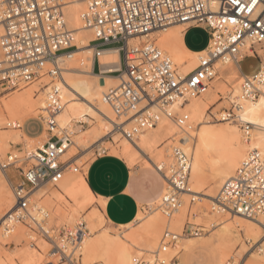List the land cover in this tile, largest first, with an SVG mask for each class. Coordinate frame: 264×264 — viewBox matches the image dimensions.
<instances>
[{
    "label": "built area",
    "instance_id": "1",
    "mask_svg": "<svg viewBox=\"0 0 264 264\" xmlns=\"http://www.w3.org/2000/svg\"><path fill=\"white\" fill-rule=\"evenodd\" d=\"M73 2L0 0V25L3 27L0 86L3 91L13 92L44 78L50 79L51 90L41 115L50 134L47 142L36 151L23 149L17 154L9 153L4 159L0 157L1 168L8 171L15 167L20 177L14 186L17 208L8 214L9 218L31 226L34 224L36 230L45 236L49 235L43 226L48 213L41 212V220L29 213L34 191L43 184L56 185L67 171H79L72 162L61 160L73 143L71 134L55 131L57 116L64 108L60 84L65 79L60 56H70L78 49L76 30L69 26L66 16V10ZM83 3L81 24L83 29L92 30L95 35L89 42L94 49V59L100 60L106 46H115L122 54L121 68L103 69L100 76L111 73L120 76V83L110 87L103 99L116 116L123 119L120 123L115 122L114 129L122 132L125 138L134 141L166 116L174 119L180 127L189 129L185 134L193 139L195 128L189 123L188 113H172L169 106L179 97L205 93L216 76L219 60L239 64L250 50L261 64L256 74L243 77L242 93L251 100L260 95L259 86L264 84V57L257 48L264 49V0H83ZM177 24L202 26L210 33L199 64L186 74L179 70L156 40L131 43L135 38ZM48 64L50 68L46 67ZM153 107L157 109L153 110ZM218 115H214V119L236 120L235 104ZM19 127L17 121H8L0 127V137L2 129ZM244 128L249 132L252 126L246 124ZM182 141L184 138L170 147L174 162L170 173L165 176L168 189L162 204L168 215L179 208L181 194L189 185L191 158L182 148ZM217 199L241 216L264 219V156L258 149L251 150L234 175L223 182ZM2 222L0 216V224ZM262 227L264 230V221ZM79 234H73L76 242ZM175 240L174 234L165 233L166 245ZM137 264L146 262L140 260Z\"/></svg>",
    "mask_w": 264,
    "mask_h": 264
},
{
    "label": "bare ground",
    "instance_id": "2",
    "mask_svg": "<svg viewBox=\"0 0 264 264\" xmlns=\"http://www.w3.org/2000/svg\"><path fill=\"white\" fill-rule=\"evenodd\" d=\"M83 9V0H74L66 10L69 26L76 30L75 44L78 49L71 52L70 56L68 54L61 55L59 60L67 76H64L65 82L60 84V96L64 108L57 116L58 128L55 131L59 133L68 132L73 140L61 158L64 157L70 147L85 151L91 148L100 142L104 136L113 130L116 131L114 129L115 122L120 123L123 120L116 116L103 99L110 87H115L120 83V76H100L92 72L94 49L89 45V42L95 35L92 30L82 28L80 14ZM187 26L188 24L173 25L149 36L135 38L131 40V43L139 44L148 39H154L157 43L160 42L161 45L159 46L173 59L179 70L186 74L196 68L204 54L203 52H192L185 46L183 35ZM2 33L3 27L0 25V36ZM77 37H79L78 44ZM257 49L260 54H264V49ZM249 54L254 55L251 50ZM100 61L104 70L121 68L117 48L103 50L100 54ZM221 69H223L222 72H220ZM216 70L215 78L207 91L200 95V100L194 101L193 96L187 95L179 97L169 106L172 113L187 112L189 123L194 126L196 132L195 134L192 133L193 139H190L186 134L178 138V142L184 138L181 146L191 158L189 185L185 194L192 196L193 199H205L211 202L202 206L203 212L211 215L210 224H216L222 217L231 216L232 221L229 224L221 225L222 234L217 237L220 248L224 252L223 259L228 258L227 256L230 255L229 252L233 246L241 241V236L245 235L246 239L253 240L254 245L260 244L261 249L258 255L252 257L253 261L250 263L264 264V230L262 227L264 219L262 217L252 219L241 216L232 212L217 199L223 182L234 175L236 169L251 150L258 149L264 156V84L259 86L261 92L255 100L247 99L243 96L241 87L243 77L246 75L240 72V67L236 62L219 60L216 63ZM89 75L96 79H90ZM49 83L46 92L41 94H37V91L29 85L30 87L26 86L22 90L13 91L8 98L0 99V127H4L2 119L7 118V116L16 119L20 126L15 129L1 130L0 152H5L7 147L19 139L23 138L27 143L29 141L35 143L47 136L46 129L37 137L30 136L25 130V124L32 118L42 121L43 108L46 106L48 93L51 90ZM221 99H224L225 105L235 104L236 120L222 121L220 119L216 122L207 119V107L214 106ZM185 100L187 101L185 102ZM156 109L153 107V110ZM91 119H95L98 124L80 132H74L75 125L89 123ZM246 124L252 126L249 132L243 129ZM157 127L159 138L162 140L171 139L181 130L184 133L190 131L180 127L174 119L166 116L161 118ZM147 130L139 136L146 133ZM120 134L123 138L121 142L117 145L114 142L111 143V149L116 154L126 157L131 163L137 162L141 158L140 156H145L148 162L163 167L167 175L170 173L173 164H170V159L164 154L165 149L146 151L143 144L137 141L138 138L132 141L125 138L122 132ZM43 146L44 143L38 147L33 146L34 148L31 150L36 151ZM68 172L71 171L66 173ZM58 184V192L61 198L79 204L78 207L74 206L70 214L71 219H75L80 208L88 207L97 200L90 191L83 173L69 175L63 180L61 179ZM11 185L12 181L8 171L0 166V208L8 211L4 214L0 213V216L3 217V222L0 224L2 230V232L0 231V264H19L14 255L4 252L1 247L9 242L6 237L12 230L21 231L17 223L22 221L12 220L8 216L12 210L17 208L15 194L10 191ZM40 190L41 187H38L34 191L33 203L29 208L30 215L38 220L42 219L41 212H47L46 207L34 199V195ZM13 195L14 206L11 205ZM164 195L157 203L163 201ZM104 203L105 201L100 200L102 206ZM183 203L186 205V200ZM134 210L135 208H133ZM164 212L155 210L146 215L145 211L140 210L134 221L135 223L139 221L138 228L134 230L131 228L132 230L128 233L120 235L124 240L122 242L112 234L111 227L103 224L105 222L103 212L100 213L93 208L85 217L87 226H75V230L71 231L75 234L83 231L82 234L80 233L81 235L79 234V240L76 242L74 238L59 244L60 251H54L52 259L48 262L57 264L63 258H67L69 264H77L74 256L83 255L81 264H137L140 260L145 261L146 264H173V258L186 247L187 244L182 241L186 238L181 237V243L175 240L166 245L167 240L164 241V235L169 232L177 238L182 234L186 211L181 209L176 216L169 218L166 216L165 210ZM56 213H60V210ZM127 214L129 213L127 212ZM133 223H127L128 225L125 226L130 227ZM43 226L48 231V237L53 239L50 228ZM98 231L99 235L95 237L94 235ZM33 245L38 251L30 247L32 245L23 250V264H37L38 253L43 248V243L39 242ZM229 264L231 263L229 262Z\"/></svg>",
    "mask_w": 264,
    "mask_h": 264
},
{
    "label": "rangeland",
    "instance_id": "3",
    "mask_svg": "<svg viewBox=\"0 0 264 264\" xmlns=\"http://www.w3.org/2000/svg\"><path fill=\"white\" fill-rule=\"evenodd\" d=\"M189 41L191 43H194L192 34L189 36ZM78 43H79V37H77V44ZM157 44L161 45L160 42H158ZM260 55L264 57V54H260ZM259 64H260V60L249 57L242 64V71L244 73H248V72H251L252 70H256L259 67ZM46 67L50 68L51 66L48 64ZM222 71L223 69L220 70V72ZM64 76H67L66 72H64ZM88 77L92 80L96 79L94 76H91V75H89ZM49 82H50L49 78H44L42 79V81H39L31 85V87L35 91H37L36 92L37 94H41L43 92H46V88L49 87V86L45 87L43 85ZM11 93L12 92L3 91V87L0 86V99L8 98V96H10ZM192 98L194 101H198L201 99V96H195ZM229 107H230V104L225 105L224 99H221L214 106L207 107L206 109L207 119L210 121L217 122L218 120L214 119V115L219 117L218 114L224 111L226 108L228 109ZM211 114H214V115H211ZM8 121H16V119H14L11 116H7V118L2 119V125L5 126ZM97 124L98 122L95 119H91L89 123L75 125L74 132L77 133L82 130L92 128ZM157 128L158 127L155 126L147 130L146 133L138 137L137 141L143 144L146 151H158V150L165 149L164 154L166 155V157L170 159V164L172 165L174 162V159L172 157L170 147L175 142L178 143V138H180L185 133L183 132V130L178 131L179 133H177L171 139H167L164 142V140L159 138ZM44 129H46V126L44 125V123H42L41 120L37 118L29 119L25 124V130L32 137L39 136ZM243 129L245 128L243 127ZM195 133L196 132H194V134ZM49 137H50V134L47 133V136L43 137L40 142H35V143H32L30 141L29 143H27L26 141L23 140V138L19 139L17 142L12 143L9 147H7L5 152H0V157L4 159L7 157L9 153L17 154L23 149L31 150V148H34L35 146L37 147L38 145L41 146L43 143L47 142ZM122 139L123 138H122V135L120 134V131L113 130L110 134H107V136H104V138H102L100 142H97L95 145L91 146V148L86 149V151L84 149L76 150L70 147L67 153L64 155V157L61 158V160L67 161V162L72 161L73 166H77L79 168V171L68 172L66 173L64 178H66L69 175L84 173L86 170V166L98 154H102L103 150H105V152L107 153L116 154L114 150L111 149V143L114 142V144L117 145L118 143L121 142ZM162 142L164 143L162 144V146L159 147V145ZM140 157L141 158L137 160V164L134 168L136 167L141 168V169L145 168V169H149V170L156 172L155 168L147 164L150 162L146 160L145 156H140ZM156 166L164 170L163 167L158 166V165ZM8 173L12 181L10 191L11 193H14V186L17 184L18 179L20 178L18 169H16L15 167H11L9 168ZM58 183L56 185L52 183L41 185L39 186L41 187V190L34 195V199L40 201L46 207L48 217L46 218L44 225L50 228L51 230L50 234L53 235V239L38 232L34 224H32L31 226V225L26 224L25 222H21V223H17L18 227L21 228V231H18L17 229L12 230V232L9 233V236L6 237V240H8L9 242L1 246L4 252L14 255V257L16 258V261L19 264H23L22 263L23 262V250H25L30 245H32L30 247L35 249V251H38L34 247L33 244H38L39 242L43 243V248H41L40 252L38 253L37 264H47V262L52 259V254L54 253V251L56 250L60 251V248L58 247L59 244H61L64 241H71L74 238V235H73L74 233H72L71 231L75 230V226L77 227L87 226V221L85 217L91 211V209L95 208L100 213L102 212L99 206L101 205L100 202L95 200V202L92 205L85 207V208H80L79 212L75 216V219H71L70 214L73 211L74 206L78 207L79 204L76 202L75 203L73 201L70 202L67 199L61 198V195L58 192V186H59ZM167 188H168V184H167ZM180 198L181 199H180L179 208L176 211H174L172 214L170 215L167 214L166 216L168 218L170 216L174 217L177 215V213L181 209H185L186 215L184 217V228L181 232L182 234L176 238V241H180L181 243V237H184L186 238V240H182V241H184L187 244L185 248L189 247L193 242L195 243V245L190 249V251H185V248H183L173 258L172 260L173 264H229V262L231 264H251L250 262L253 261L252 257L258 255L261 252L260 244L254 245L253 240L246 239L245 235H243L241 236L242 237L241 241L236 243L233 246V249L229 252L230 255L229 254L228 255L230 257L227 256L228 258L223 259L224 252L222 248H220L219 240L217 237L218 235L222 234V231L220 230L221 225L229 224L232 221L231 216L222 217L220 218L219 221H217L216 224H210L211 215L208 213H204L202 210L203 205H205L206 203L207 204L211 203L209 200L198 199V198L193 199L192 196H187L185 192L181 194ZM185 200H186V205L183 203V201ZM162 204H163V201L157 203L154 206H148V207L142 208L141 211H145L146 215L150 214L152 211H155V210H160L161 212H164V207ZM11 205L13 206L15 205L14 195L12 196V199H11ZM59 210H60V213H56ZM6 212H8L7 209L0 208V213L4 214ZM80 222H82L84 225L81 226ZM137 222H136L137 224L134 222L130 227L129 226H116L115 227V226H109L105 218V222L103 224L107 227H111L112 234L117 236L120 241L124 242L123 238H121L120 235L128 233V231L132 230L131 228H133V230L137 229L138 228L137 226L140 224L139 221ZM0 231L2 232L1 229ZM98 235H99V231L96 232L94 236L97 237ZM222 252H223V256H222ZM74 258L77 264H81V262L83 261V255H80V256L75 255ZM57 264H69V262L67 258H63Z\"/></svg>",
    "mask_w": 264,
    "mask_h": 264
},
{
    "label": "crops",
    "instance_id": "4",
    "mask_svg": "<svg viewBox=\"0 0 264 264\" xmlns=\"http://www.w3.org/2000/svg\"><path fill=\"white\" fill-rule=\"evenodd\" d=\"M191 34L194 43L189 41ZM209 39L210 33L208 29L202 26H189L185 29L183 35L185 46L190 51L197 53L202 52L207 47ZM114 48L116 47L106 46L103 50ZM119 56L122 64L121 52ZM249 57L260 60L252 54L244 56L238 64L240 72L244 75H254L260 69L261 63L256 70L248 73L242 71V64ZM101 64L100 60L94 59L93 72L95 74L101 75L104 69ZM106 75L116 76L118 73L105 74L104 76ZM136 164L137 162L131 163L122 155L105 152L98 154L86 166V170L83 173L85 181L97 201H105L104 206L100 205V209L105 215L109 226H125L130 224V222L133 223L142 208L156 204L166 191L167 181L163 169H160L154 163H147L155 168L156 172H154L145 168H134ZM133 208H135L134 211ZM194 245L195 243L193 242L189 247L185 248V251H190Z\"/></svg>",
    "mask_w": 264,
    "mask_h": 264
}]
</instances>
